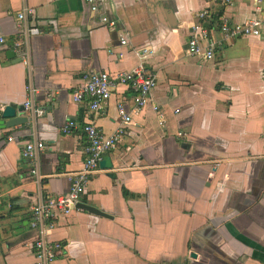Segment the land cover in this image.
Instances as JSON below:
<instances>
[{"label":"crops","instance_id":"1","mask_svg":"<svg viewBox=\"0 0 264 264\" xmlns=\"http://www.w3.org/2000/svg\"><path fill=\"white\" fill-rule=\"evenodd\" d=\"M256 16L264 0H103L96 13L81 0H0V264H36L37 239L62 244L49 264H264V27L223 40L217 26ZM198 21L209 60L186 50ZM139 64L156 75L141 109L125 85L97 111L71 99L87 72ZM119 101L131 123L82 197L111 217L75 208L32 228L31 208L66 193L82 166L80 127L114 132ZM7 104L23 105L27 122L6 126ZM69 119L77 128L64 134ZM36 141L45 148L33 174L21 151Z\"/></svg>","mask_w":264,"mask_h":264},{"label":"built area","instance_id":"2","mask_svg":"<svg viewBox=\"0 0 264 264\" xmlns=\"http://www.w3.org/2000/svg\"><path fill=\"white\" fill-rule=\"evenodd\" d=\"M88 7L90 12H98L99 5L103 0H81ZM229 2L230 0H223ZM261 1V0H256ZM26 10L18 14L19 19L25 18ZM199 20L208 18L207 10L197 13ZM100 22L113 25L114 22L106 16L100 18ZM222 39H232L241 36H260L261 29L264 27V17H250L241 23H231L226 18L217 22ZM41 30L38 26H32L27 29L30 34H37ZM3 37L0 36V42ZM128 43L127 36H120V44ZM22 43L18 40L14 42L13 48L24 59V50ZM186 50L192 56H198L203 60L213 58V46L208 42V31L202 23L192 24L188 32ZM140 56L147 54V49H141ZM121 54L119 53V56ZM120 85L127 86L132 91L133 110H139L145 106L149 100V94L156 86V75L152 71L145 69L139 64L130 70L110 74L104 70L90 71L84 74L81 82L71 91V99L74 102L88 101L89 108L97 111L109 100L113 91ZM28 107V102L25 103ZM121 124L112 133L103 132L93 122H86L80 128L84 135V144L82 146L83 162L79 170L68 175L70 181L69 190L64 194L57 196H47L31 208L32 228L42 225L43 229L51 228L55 225V220L61 215H68L76 208V203L82 202V197L86 192L87 185L91 177L99 170V162L104 153L113 150L120 142L124 132L125 125L131 123V115L124 102L119 101L116 105ZM77 128L74 120H66L60 131L64 134L71 133ZM8 141L11 140L9 136ZM43 142H26L21 151L22 159L31 167V173L36 174V154L43 150ZM62 247L60 242H47L44 239H37L34 242V254L36 264H49L56 258L57 251Z\"/></svg>","mask_w":264,"mask_h":264},{"label":"water","instance_id":"3","mask_svg":"<svg viewBox=\"0 0 264 264\" xmlns=\"http://www.w3.org/2000/svg\"><path fill=\"white\" fill-rule=\"evenodd\" d=\"M25 110V107L23 105H20L18 107H14L12 105H5L2 109L1 112V117L2 118H7L9 119L8 121L5 122L6 126H12V125H20L23 123H26L28 120V116L26 115H18L17 112H23ZM32 116V114H31ZM99 168L100 169H110L112 168V164L110 162V159L107 155V153H104L102 155V159L99 162ZM76 208L84 209L88 212H91L96 215L104 216V217H111L109 214L103 212L102 210L91 206L89 204H85L83 202H78L76 203ZM195 254H192V257H194Z\"/></svg>","mask_w":264,"mask_h":264}]
</instances>
